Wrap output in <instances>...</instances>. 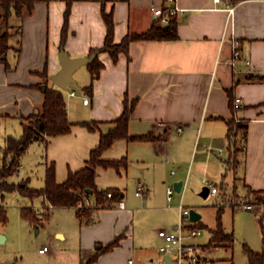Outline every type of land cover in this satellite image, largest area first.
<instances>
[{"label":"crops","instance_id":"crops-1","mask_svg":"<svg viewBox=\"0 0 264 264\" xmlns=\"http://www.w3.org/2000/svg\"><path fill=\"white\" fill-rule=\"evenodd\" d=\"M176 2L182 8L174 14L176 38L135 40L118 61L102 52L100 59L105 67L93 81L92 91L85 89L92 82L88 66L80 75L75 72L81 87L72 89V84L75 95L64 90L71 132L33 141L21 156L16 179L10 178L43 187L47 168L53 162L57 180L65 181L70 171L85 166L101 134L115 125L124 111L125 98L136 99L129 132L153 135L155 139H118L103 158L127 157V166L97 169L99 187L120 188L124 207L120 201L95 207L84 223L76 207L52 210L49 223L55 222V233L65 240L74 238L68 264H81L84 252H93L119 235V244L102 252L93 264H131L130 259L133 264L145 260L159 263L163 240L155 231L150 236L145 234L144 229L155 217L166 216L165 225L176 227L177 204L167 202V188L173 183L182 182L177 192L184 198L191 188L199 190L211 179L223 201L235 198L253 205L247 210L261 205L264 208V0ZM67 6V0H41L32 12L13 20L21 26V33L12 38L15 47L7 54L9 68L0 61V134L5 136L0 140V166L8 137L21 136L28 117L41 109L43 88L59 87L41 73L48 71L50 76L61 68L62 47L70 56H81L103 46L107 32L104 11L113 13L115 41L119 42L129 32L150 29L159 21L154 10L167 9L173 2L72 0L63 43ZM234 36L241 42V58L235 70L230 63ZM84 96L89 98L88 103L83 101ZM231 96L241 98L240 107L231 106ZM91 120L99 123L97 129L82 124ZM232 120L245 123L246 129L230 136ZM177 126L183 131L179 132ZM232 187L234 195L230 194ZM140 188L142 195L136 194ZM5 195L0 194V208L6 209L2 204ZM38 198L41 207L44 199ZM198 221L208 228L202 215ZM223 225L234 234V227ZM258 227L256 230L254 226L251 237L246 235L248 245L256 252L263 248L261 224ZM158 238L157 249L154 243ZM220 247L211 251L207 248L208 254Z\"/></svg>","mask_w":264,"mask_h":264},{"label":"trees","instance_id":"trees-1","mask_svg":"<svg viewBox=\"0 0 264 264\" xmlns=\"http://www.w3.org/2000/svg\"><path fill=\"white\" fill-rule=\"evenodd\" d=\"M41 0H0V61L8 66V51L15 47L12 38L15 36L11 32V28L15 18L22 19L27 12H32L36 3ZM68 6L65 11V24L62 31V42L64 43L67 35V23L70 14V6L72 0H67ZM103 18L106 23L107 32L103 46L93 48L90 54L97 52L96 58L87 66L92 75V82L85 87L87 91H92L93 81L100 77L102 69L105 67L104 62L100 59L102 52H108L114 61H118L121 53H128L131 42L141 39H174L178 36L176 29V17L170 16L167 24L157 21L150 29L144 32L127 33L119 42L115 41V19L112 12H103ZM19 33H21V26ZM168 26V27H165ZM46 78H50L48 71L41 73ZM234 97L231 96V106L234 108ZM136 106V99L129 100L125 98V108L121 115L114 121L115 125L107 132H103L98 145H96L90 153L84 167L77 171H70L65 181L59 182L56 176V165L51 163L47 168L45 176V185L40 188L32 187L27 182H15L10 178L16 175L20 169L21 156L27 150L29 145L46 136H58L68 134L72 130V122L68 118L67 102L64 90L60 87L46 86L44 90V102L38 113H32L27 122L24 124V131L21 136H9L3 149V159L0 166V194L4 196L7 192L19 191L32 200L38 197L44 199L43 206L47 208V214L40 217L38 209L33 206L23 207L22 215L30 222L39 224L42 219H50L53 208L67 206L76 207L77 215L81 222H86L91 211L95 207H109L122 199V190L117 187H107L101 189L97 183V169L102 166L104 168H116L127 166V157L120 159H105L103 153L110 148L115 141L121 138L131 140H150L155 139L153 135H133L129 132V121ZM82 124L87 125L90 129H97L99 123L96 120L84 121ZM246 129L245 123H235L232 120L230 128V136L236 135V132ZM87 188H92L93 193L86 192ZM94 197L91 205L79 207V203L84 201L85 197ZM264 199V195L262 196ZM264 203V200L261 201ZM223 207L218 210V223L212 230V237L208 244V248L212 244L234 243L233 232H227L222 223ZM262 235L263 248L260 252L254 251L248 244H245V251L248 255L250 264H264V222L259 218ZM8 221L7 210L0 208V226ZM197 227H203L200 221L195 223ZM121 236H117L114 240L105 246L93 251L84 252L81 264H93L99 255L113 249L119 244ZM0 264H2L0 260Z\"/></svg>","mask_w":264,"mask_h":264},{"label":"rangeland","instance_id":"rangeland-1","mask_svg":"<svg viewBox=\"0 0 264 264\" xmlns=\"http://www.w3.org/2000/svg\"><path fill=\"white\" fill-rule=\"evenodd\" d=\"M10 30L15 35H18L19 33V27L16 25ZM85 70L86 65H83L76 71V74L80 75L82 72H85ZM81 83L82 82L80 80H77V82L73 83L72 89L80 88ZM5 125L9 128L11 127L9 124ZM2 134L3 133L1 132L0 140L5 137L2 136ZM13 178L16 179V176ZM209 181L214 180L210 179ZM172 186H174V183ZM203 186H207V184H204ZM202 187L199 190H197V188H191L187 191L184 198H180L179 194H181V192L177 191L173 197L174 200H169L167 196L168 204L178 205L182 199L184 204L202 215V222L205 223L208 228L201 227L202 234L193 239L195 243L199 244H205L209 241L212 233L211 229L215 228L218 223L219 205L223 204V199L220 195H208L207 197H203L200 193L203 189ZM232 188L230 189V194L234 195V188ZM262 198L263 197H261V199ZM39 203V198L32 200L30 197L23 195L19 191L6 193L2 204L6 207L8 221L6 224L0 226V229L2 230L1 234L5 236L4 240H0V260L3 264L8 261L13 264H68L71 261L74 238L65 240L58 236L54 230L55 226L53 225L52 227V224L55 222L50 225L49 220L46 218L42 219L39 224H35L22 215L21 210L23 207L33 206L38 209L40 208ZM177 205L176 219L178 224L180 215ZM224 207L225 210L222 213V223H225L228 227H234V243L228 249L226 247H222L228 243L212 244L208 247L210 251L219 246L221 247L209 254L207 248L205 247V251L207 253L206 257L210 260L213 259L210 264H250L248 255L244 248L245 244H250L247 241L246 235L251 237L254 231V226L256 227V230L259 228V218H263L264 222V208L261 205L260 207H255L253 210H247L238 206L234 207L229 204L224 205ZM166 217L168 218V216ZM165 218L155 217L152 220V224H148L144 229V233H147V235L150 236L153 231L158 234V231L161 228L173 230L172 226L165 225ZM159 244L158 238L157 242L154 243V246L158 249ZM45 245L50 249L45 253H41L40 248H43ZM144 262L150 264L149 260H145L141 264H145Z\"/></svg>","mask_w":264,"mask_h":264},{"label":"built area","instance_id":"built-area-1","mask_svg":"<svg viewBox=\"0 0 264 264\" xmlns=\"http://www.w3.org/2000/svg\"><path fill=\"white\" fill-rule=\"evenodd\" d=\"M173 2V6L164 9L158 7L154 10V14L156 15V19H158L163 24H167L170 20V16L180 11L182 8L177 4V0H171ZM220 0H215L218 2ZM230 11H234V8H228ZM241 58V42L235 36L232 37V60L230 61L234 70L236 67V61ZM250 64L251 62L248 60L246 62ZM69 95H75V91L68 89ZM83 101L85 103L89 102V98L87 96L83 97ZM241 98L236 97L234 100V106L240 107ZM239 122V118L236 119ZM179 132L183 131L181 126L176 127ZM222 151V149H220ZM174 174L175 171H172ZM207 186L209 187V194L213 196L220 195L219 187L211 181H206ZM142 188L138 189L136 194L142 195ZM177 189L175 186H169L167 188V196L169 200H172ZM92 197H85L84 201L79 203V207H84L85 205L93 204ZM124 201H120V206L124 207ZM229 204L231 206H238L244 209H252L253 205L246 201H239L235 198H231L228 201H223V204L219 206H224ZM179 209L180 220L173 230H168L167 228H161L158 231L159 236L163 240V243L159 247L160 258L158 260L159 264H210L209 259L206 257V249L202 244L195 243L193 241L194 238L202 234L201 227L195 226L197 221L191 219V209L189 206L184 204V201L181 199L179 204L177 205ZM38 214L42 218L47 214V208L43 205L38 208ZM48 250L47 246H44L40 249L41 252H46ZM166 256L171 258V261L166 259ZM130 263L133 264V259H130Z\"/></svg>","mask_w":264,"mask_h":264},{"label":"water","instance_id":"water-1","mask_svg":"<svg viewBox=\"0 0 264 264\" xmlns=\"http://www.w3.org/2000/svg\"><path fill=\"white\" fill-rule=\"evenodd\" d=\"M168 27V26H165ZM97 56V52L89 54V55H81V56H70L64 47L60 49L59 58L61 62V68L50 75L51 80L59 86L63 90H68L71 88L72 84L77 82V78L75 77V72L83 65H88L91 63ZM46 86L43 88L45 90ZM39 110H36L38 113ZM176 189L179 191L182 187V182H178L175 184ZM86 192L93 193L92 188H87ZM209 194V187L204 186L201 195L203 197H207ZM201 218V214L196 210L191 211V219L194 221H198ZM4 235L0 234V240H4ZM168 261H171L169 256H166ZM5 264H13L8 261Z\"/></svg>","mask_w":264,"mask_h":264}]
</instances>
